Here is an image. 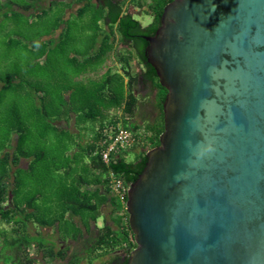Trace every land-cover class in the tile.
Segmentation results:
<instances>
[{
    "label": "trees",
    "instance_id": "obj_1",
    "mask_svg": "<svg viewBox=\"0 0 264 264\" xmlns=\"http://www.w3.org/2000/svg\"><path fill=\"white\" fill-rule=\"evenodd\" d=\"M172 1L0 0V264H127L111 175L129 187L159 146L167 90L144 37ZM118 127L133 142L105 164Z\"/></svg>",
    "mask_w": 264,
    "mask_h": 264
},
{
    "label": "water",
    "instance_id": "obj_2",
    "mask_svg": "<svg viewBox=\"0 0 264 264\" xmlns=\"http://www.w3.org/2000/svg\"><path fill=\"white\" fill-rule=\"evenodd\" d=\"M144 40L167 95L127 264H264V0H173Z\"/></svg>",
    "mask_w": 264,
    "mask_h": 264
},
{
    "label": "built area",
    "instance_id": "obj_3",
    "mask_svg": "<svg viewBox=\"0 0 264 264\" xmlns=\"http://www.w3.org/2000/svg\"><path fill=\"white\" fill-rule=\"evenodd\" d=\"M113 134L112 140L106 145L101 154L102 161L105 164L109 163L112 155H117L122 150L127 149L133 142L132 134L125 129L118 127ZM110 188L120 197L127 195L129 189V187L125 188L113 175H111Z\"/></svg>",
    "mask_w": 264,
    "mask_h": 264
},
{
    "label": "rangeland",
    "instance_id": "obj_4",
    "mask_svg": "<svg viewBox=\"0 0 264 264\" xmlns=\"http://www.w3.org/2000/svg\"><path fill=\"white\" fill-rule=\"evenodd\" d=\"M129 12L133 15V18L137 20L142 27L148 26L152 18L150 15L146 14L145 12L135 11L133 8H129ZM137 152L135 151H128L122 154V157L125 158L127 161H132L136 158ZM98 226H102V221L98 222Z\"/></svg>",
    "mask_w": 264,
    "mask_h": 264
}]
</instances>
